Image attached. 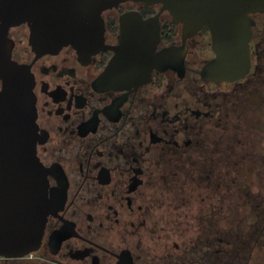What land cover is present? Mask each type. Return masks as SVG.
Wrapping results in <instances>:
<instances>
[{
	"label": "flooded vegetation",
	"instance_id": "af4514ba",
	"mask_svg": "<svg viewBox=\"0 0 264 264\" xmlns=\"http://www.w3.org/2000/svg\"><path fill=\"white\" fill-rule=\"evenodd\" d=\"M156 6L106 11L105 45L120 44L123 14L147 20ZM250 17L249 70L214 80L210 30L184 39L163 13L157 53L175 48L176 66L130 89L97 83L112 50L38 55L28 25L11 27L12 59L34 81L37 156L60 208L36 250L0 264H264V12Z\"/></svg>",
	"mask_w": 264,
	"mask_h": 264
},
{
	"label": "water",
	"instance_id": "95a60500",
	"mask_svg": "<svg viewBox=\"0 0 264 264\" xmlns=\"http://www.w3.org/2000/svg\"><path fill=\"white\" fill-rule=\"evenodd\" d=\"M127 2L160 5V11L147 20L139 11L123 14L120 44L108 47L103 14ZM166 12L183 25L184 39L210 30L216 58L205 68L209 78L230 80L249 70L250 16L264 12V0H0V256L36 250L49 216L60 208L37 156L34 81L12 59L10 28L27 24L38 55L68 46L82 56L112 50L115 55L97 83L130 89L148 83L154 70L176 66L175 48L157 53L159 20Z\"/></svg>",
	"mask_w": 264,
	"mask_h": 264
},
{
	"label": "rangeland",
	"instance_id": "374dc122",
	"mask_svg": "<svg viewBox=\"0 0 264 264\" xmlns=\"http://www.w3.org/2000/svg\"><path fill=\"white\" fill-rule=\"evenodd\" d=\"M159 6H156V7H152V8H150L149 10H148V12L149 13H152V14H156L158 11H159ZM250 168V170H249V172L251 171V167H249ZM253 169V168H252Z\"/></svg>",
	"mask_w": 264,
	"mask_h": 264
}]
</instances>
